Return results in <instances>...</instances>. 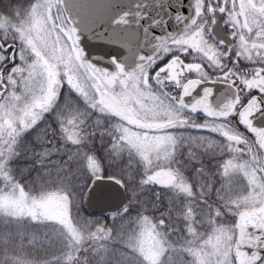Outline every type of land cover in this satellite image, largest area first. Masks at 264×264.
Here are the masks:
<instances>
[{
    "label": "snow or ice",
    "instance_id": "obj_1",
    "mask_svg": "<svg viewBox=\"0 0 264 264\" xmlns=\"http://www.w3.org/2000/svg\"><path fill=\"white\" fill-rule=\"evenodd\" d=\"M0 264H264V0H0Z\"/></svg>",
    "mask_w": 264,
    "mask_h": 264
},
{
    "label": "trees",
    "instance_id": "obj_2",
    "mask_svg": "<svg viewBox=\"0 0 264 264\" xmlns=\"http://www.w3.org/2000/svg\"><path fill=\"white\" fill-rule=\"evenodd\" d=\"M29 131H31V130H29ZM28 136V133H25V137H27Z\"/></svg>",
    "mask_w": 264,
    "mask_h": 264
},
{
    "label": "water",
    "instance_id": "obj_3",
    "mask_svg": "<svg viewBox=\"0 0 264 264\" xmlns=\"http://www.w3.org/2000/svg\"><path fill=\"white\" fill-rule=\"evenodd\" d=\"M118 187V186H117ZM97 215H99L100 213L99 212H96Z\"/></svg>",
    "mask_w": 264,
    "mask_h": 264
}]
</instances>
